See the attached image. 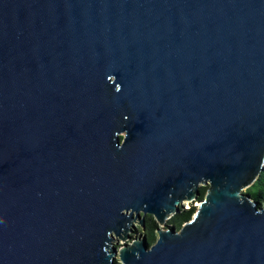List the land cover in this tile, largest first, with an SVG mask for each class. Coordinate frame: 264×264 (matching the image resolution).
Masks as SVG:
<instances>
[{
	"label": "water",
	"instance_id": "95a60500",
	"mask_svg": "<svg viewBox=\"0 0 264 264\" xmlns=\"http://www.w3.org/2000/svg\"><path fill=\"white\" fill-rule=\"evenodd\" d=\"M263 170L264 0H0V264H264Z\"/></svg>",
	"mask_w": 264,
	"mask_h": 264
},
{
	"label": "trees",
	"instance_id": "16d2710c",
	"mask_svg": "<svg viewBox=\"0 0 264 264\" xmlns=\"http://www.w3.org/2000/svg\"><path fill=\"white\" fill-rule=\"evenodd\" d=\"M208 191V187L200 188V195L198 197L197 203L201 202L205 199ZM247 193L252 196L254 200L260 203H264V170L261 172L259 178L255 181V183L247 189ZM197 208L193 207L191 210L182 208L180 213L174 215L169 224L170 226L176 227L180 229L182 225L191 220L193 215L195 214ZM159 225L154 216L148 215L145 217L144 227H141L140 231H144L147 241L150 244H155L157 240V229Z\"/></svg>",
	"mask_w": 264,
	"mask_h": 264
},
{
	"label": "rangeland",
	"instance_id": "374dc122",
	"mask_svg": "<svg viewBox=\"0 0 264 264\" xmlns=\"http://www.w3.org/2000/svg\"><path fill=\"white\" fill-rule=\"evenodd\" d=\"M244 192L247 193V190H245ZM184 208L185 209H192L193 207H198L199 206V203H197V201H185L184 204H183ZM172 218V217H171ZM171 218H169V220L167 221V224H169ZM141 228V225L138 224V222L135 223V227H134V232L131 233V235L133 237H137V233L135 232V230H140ZM120 243H123L122 240H119L118 242L115 243L116 246H118Z\"/></svg>",
	"mask_w": 264,
	"mask_h": 264
},
{
	"label": "flooded vegetation",
	"instance_id": "af4514ba",
	"mask_svg": "<svg viewBox=\"0 0 264 264\" xmlns=\"http://www.w3.org/2000/svg\"><path fill=\"white\" fill-rule=\"evenodd\" d=\"M145 223V222H144ZM142 227V226H141ZM140 230H141V228H140ZM140 230H135V232L138 234L137 235V237H141V236H143V237H146L145 236V233H144V231H140ZM133 232H134V230H133ZM133 237V236H132Z\"/></svg>",
	"mask_w": 264,
	"mask_h": 264
}]
</instances>
